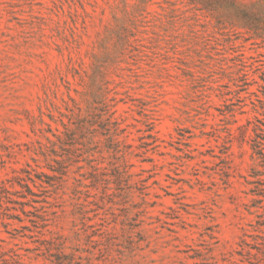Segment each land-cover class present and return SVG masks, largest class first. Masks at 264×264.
<instances>
[{
	"label": "rangeland",
	"instance_id": "rangeland-1",
	"mask_svg": "<svg viewBox=\"0 0 264 264\" xmlns=\"http://www.w3.org/2000/svg\"><path fill=\"white\" fill-rule=\"evenodd\" d=\"M263 244L264 0H0V264Z\"/></svg>",
	"mask_w": 264,
	"mask_h": 264
},
{
	"label": "trees",
	"instance_id": "trees-1",
	"mask_svg": "<svg viewBox=\"0 0 264 264\" xmlns=\"http://www.w3.org/2000/svg\"><path fill=\"white\" fill-rule=\"evenodd\" d=\"M26 173H27L26 180L22 179V181H24L25 184H22V183H19V184H20L21 187H23V188H25L27 190L28 194H33V192L31 191V189L29 187V185L27 184V181H30L34 186H36V183H35L34 179L32 178L31 173L29 171H26ZM22 196H24V195H22ZM23 198H26V197H23ZM21 211H22L23 214L25 213V211L23 209ZM246 245L248 246L249 244H246ZM263 246H264V244H263ZM263 253H264V250H263Z\"/></svg>",
	"mask_w": 264,
	"mask_h": 264
}]
</instances>
